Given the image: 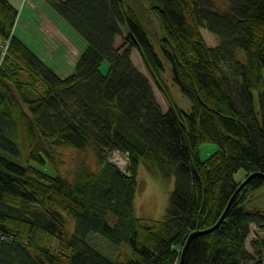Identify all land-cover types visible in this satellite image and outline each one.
Masks as SVG:
<instances>
[{
	"label": "trees",
	"instance_id": "16d2710c",
	"mask_svg": "<svg viewBox=\"0 0 264 264\" xmlns=\"http://www.w3.org/2000/svg\"><path fill=\"white\" fill-rule=\"evenodd\" d=\"M46 1L87 45L60 77L15 34L18 9L0 0V264H178L188 234L214 225L252 172L181 264H264V205L253 195L264 186V0ZM134 48L167 110L133 65ZM160 54L189 111L163 82ZM204 142L217 148L202 159ZM59 148L91 152L96 166L82 161L69 179ZM22 151L25 163L15 159ZM140 162L174 177L158 220L134 212ZM91 232L127 247L123 258L96 248Z\"/></svg>",
	"mask_w": 264,
	"mask_h": 264
},
{
	"label": "rangeland",
	"instance_id": "374dc122",
	"mask_svg": "<svg viewBox=\"0 0 264 264\" xmlns=\"http://www.w3.org/2000/svg\"><path fill=\"white\" fill-rule=\"evenodd\" d=\"M12 4L16 6L18 9V16H17V27L13 28L15 34L21 36V38L28 43L29 32L27 31L26 24L28 23V19L30 16H36L37 11H40L42 15L44 14L46 17L51 19L52 21L56 22L59 27L64 31V34L70 39L72 44L77 49H84L87 45L85 39L70 25L67 21L58 14L54 8L46 1V0H9ZM152 30L154 32L158 31L157 23L155 19L152 17ZM201 32L203 37L208 45L214 46L218 43L216 36L206 30L205 28H201ZM116 42H120V37L117 35ZM156 50L159 52L158 47ZM239 54L243 57V52L240 51ZM131 55V59L133 61V65H135L140 71H142L145 75L149 76L147 68L138 52L137 49H133ZM163 62H164V69L161 73L163 82L169 87L173 101L175 105L181 108L184 111H189L191 109V102L190 100L182 94L180 87L172 78V73L170 69V65L167 60L160 54ZM57 64V63H56ZM58 65V64H57ZM63 67L66 66V63L63 62ZM62 68V67H61ZM101 69L105 71L107 69V61L105 60L102 63ZM150 77V76H149ZM151 85L153 86L155 96L159 103L161 104L163 110H167L169 108V104L165 98L161 90L156 83L151 79ZM255 102L256 100V92L254 91ZM217 145L213 142H204L199 146V156L204 159L207 155L214 150H216ZM18 162L25 163V152L22 151L21 157L15 158ZM118 163H124L123 157L116 156L113 157ZM93 154L91 152L83 153L71 148H59L57 154V167L59 171L65 175L67 178L71 179L72 172L74 171L75 167L80 162H87L92 167L96 166L94 161ZM35 164L34 162H31ZM48 171H52L49 165L46 166ZM244 170L239 169L234 174V179L236 181L241 180L244 177ZM137 182H138V189L135 190V196L133 200L134 205V212L136 216L143 218L147 221L158 220L162 218L165 208L168 203L169 193L171 192L172 188L174 187V177L171 176L170 178H163L161 176H152L147 169H145L143 163H139L138 171H137ZM253 195L257 196V202L259 205H264V186L258 189ZM72 228V225H71ZM257 228L253 225L252 231L246 240L247 248H250V241L251 238L254 236L255 231ZM88 235V239L90 242L102 252L111 255L120 254V257L123 258L127 247H115L112 243H110L105 237L100 235L99 233L91 232Z\"/></svg>",
	"mask_w": 264,
	"mask_h": 264
},
{
	"label": "crops",
	"instance_id": "0c3cea01",
	"mask_svg": "<svg viewBox=\"0 0 264 264\" xmlns=\"http://www.w3.org/2000/svg\"><path fill=\"white\" fill-rule=\"evenodd\" d=\"M37 12L38 14L36 13V16L29 17L28 23L25 26L28 28L27 31L29 32L27 44L31 46L60 77H65L73 71L78 56L83 49H77L56 22L52 21L44 14L42 15L40 11ZM16 21L14 25L15 28L17 27ZM19 37L21 38V36ZM63 62L66 63L65 67L62 66Z\"/></svg>",
	"mask_w": 264,
	"mask_h": 264
},
{
	"label": "water",
	"instance_id": "95a60500",
	"mask_svg": "<svg viewBox=\"0 0 264 264\" xmlns=\"http://www.w3.org/2000/svg\"><path fill=\"white\" fill-rule=\"evenodd\" d=\"M256 174H259V173L258 172H252L250 174H247V176L238 184L236 190L234 191V193L231 195L230 199L228 200V203H227L224 211L222 212L221 216L218 218V220L216 221V223L214 225H212L211 227H208V228H204V229L193 230L188 234L186 242H185V244L181 250V256H180V260H179L178 264L182 263L181 261L183 260L184 254L186 252L185 250L187 249V247L189 245L190 239L196 235H199V234L201 235V234L208 233V232L214 230V228H216L221 223V221L223 220V217H225V214H226L229 206L231 205L233 198L235 197L234 195H236L239 192V190L248 182V180Z\"/></svg>",
	"mask_w": 264,
	"mask_h": 264
},
{
	"label": "built area",
	"instance_id": "2783aa9c",
	"mask_svg": "<svg viewBox=\"0 0 264 264\" xmlns=\"http://www.w3.org/2000/svg\"><path fill=\"white\" fill-rule=\"evenodd\" d=\"M116 156L123 157L122 155H120V154H118V153H113L112 156L110 157V159H111L114 163H116L120 168H123L124 165H125V162H126L125 158L123 157V158H124L123 160L125 161L124 163H118L116 160L113 159V157L115 158Z\"/></svg>",
	"mask_w": 264,
	"mask_h": 264
}]
</instances>
